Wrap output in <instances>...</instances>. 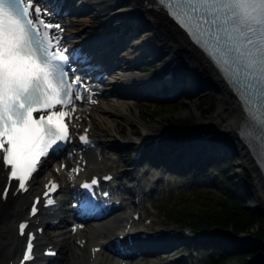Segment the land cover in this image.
Returning <instances> with one entry per match:
<instances>
[{
  "label": "snow or ice",
  "instance_id": "6c2138e0",
  "mask_svg": "<svg viewBox=\"0 0 264 264\" xmlns=\"http://www.w3.org/2000/svg\"><path fill=\"white\" fill-rule=\"evenodd\" d=\"M73 6L72 0H55L51 7L47 0H0V168L7 181L0 200L7 201L9 187L13 196L28 192L29 181L43 171L50 154L72 155L67 151L74 138L69 124L79 120L73 113L84 97L80 77L74 72L69 77L75 49L69 51L64 27L55 18L71 14ZM146 6L165 11L218 70L241 109L240 139L254 157L257 151L264 154V0H148ZM87 131L75 134L85 147L92 145ZM80 171L79 165L70 168L77 175ZM99 185L98 177L80 185L82 206L94 200ZM58 187L55 181L45 185L42 206L55 204L49 193ZM39 204L37 196L32 216ZM26 228L27 222L19 224L21 236ZM26 240L21 264L34 258L35 234L30 231ZM130 240L116 237L113 246Z\"/></svg>",
  "mask_w": 264,
  "mask_h": 264
},
{
  "label": "bare ground",
  "instance_id": "6f19581e",
  "mask_svg": "<svg viewBox=\"0 0 264 264\" xmlns=\"http://www.w3.org/2000/svg\"><path fill=\"white\" fill-rule=\"evenodd\" d=\"M123 2L126 3V6L118 12L117 18L120 17L126 21L133 20L138 22L139 25L145 28V37L142 41L135 43L136 49L131 54V65L128 67L123 65L120 66L117 61L113 59L110 60V65L113 67L114 72L106 83L107 89L105 94L106 98H108V102L99 100L95 106L87 110L85 112L87 120L98 123L103 131L107 125L112 124L116 118L128 115V109L130 108L132 99L140 94L135 90L136 85L145 79L149 81L148 87L157 84L161 81L163 71L167 70V66L172 64L174 60L171 56L164 59L161 62L159 70L147 75L137 74L134 71L135 65L146 53H150L156 58H161L163 54H167L169 50L171 51L174 49L177 44L184 45L192 52L189 59L191 66L189 67L188 61H186L183 67L188 68L190 71L193 88H198L199 85L205 81L211 83L212 87L218 91L220 95L219 111L212 120V126L215 127L213 131L219 136H217V141L214 143V146H210V149H214V151H224L234 147L241 149L239 172L243 173L246 165L254 164L253 170L257 181L254 201L259 208L264 210V174L258 169L247 144H245L240 137L239 141L238 138L236 140V138L232 136L234 133L238 135L242 113L238 101L229 85L222 79L221 74L214 65L202 57L200 50L190 41L187 35L181 31L178 25L165 11L153 10L147 7L146 4L148 0H125ZM72 3L74 6L71 8V11L73 13H79L91 8H97L100 11L110 10L112 7L117 8L122 2L121 0H72ZM159 25L163 26L162 31L158 29ZM65 36L72 39L75 44L83 41L79 34L73 29L67 30ZM159 45H161V49L163 50L158 49ZM85 58L86 62H92V65L103 66L106 64L97 62L95 58H89L88 54L85 55ZM203 74L206 75L205 79H202ZM77 126L79 128L82 127V125ZM144 128L145 134L155 135L158 132L156 126H145ZM231 137L235 138V140H232ZM98 141L100 140L98 139ZM96 149L97 146L94 145V147L89 150L88 164L86 165L83 175L93 171L94 168L102 167L104 169L108 162L113 161L107 155H102L101 159H99ZM107 169L108 166L106 170ZM1 178L2 170H0V179ZM68 189L69 188H66L67 191ZM28 196L27 194L26 196L16 198L6 206H2L0 203V239L2 240L1 243L4 248L17 239L13 225L21 214L24 215V203L28 199ZM119 220V217H108L101 223H97L92 229H89L86 234L91 242L100 241L110 236L114 230L117 229ZM66 235H68L67 232L61 230L58 236L63 237ZM77 237V234H70L67 238L68 251L72 253L71 255L69 253L65 255L72 260L74 256H81L80 254L83 255L86 253L84 246L78 243L76 244V241H78ZM158 245L159 243L156 242L154 246ZM87 255L88 254L85 256ZM85 262H88V259H85ZM101 264L108 263L102 259Z\"/></svg>",
  "mask_w": 264,
  "mask_h": 264
},
{
  "label": "trees",
  "instance_id": "16d2710c",
  "mask_svg": "<svg viewBox=\"0 0 264 264\" xmlns=\"http://www.w3.org/2000/svg\"><path fill=\"white\" fill-rule=\"evenodd\" d=\"M98 24H102V20H99ZM207 93L203 91L197 98L199 104L197 106L202 110L203 115L213 113L216 109V102L209 100ZM153 98H156L155 106L158 107L153 111L154 117L165 115L167 112L171 114L167 106L172 107V111L175 112L180 107L188 110L191 104L196 103V98L188 93V88L183 90L182 98L174 104L169 102L167 97L162 98L160 94ZM159 98L163 102H160ZM166 101H168L167 104ZM146 105L148 108L152 104L146 103ZM191 114L193 116V111ZM194 118V116L192 119L178 118L172 114L166 118V121L170 126L179 125L188 128ZM136 129L139 133V127ZM122 130L125 133L127 128L123 126ZM182 146L183 142L180 138H169L164 141L159 149L163 162L168 163L174 153H179L176 162L178 166H181L184 159ZM153 152L154 148L151 146L146 153L147 162H150ZM237 160L236 154L203 163H200L201 158H198L190 164V169L186 170V176L202 175L209 183V186L202 191L204 197L195 202L184 201L183 203L185 207L193 208L190 214L196 231L194 245L207 256L208 264H254L253 260L259 261L264 258V244L258 242L248 244L241 241L234 243L223 233V231L235 235L250 233L264 240V215L254 211L250 205V193L244 191L236 179L231 177V174L235 172ZM247 178H252L251 172H248ZM206 191L208 193H205ZM195 211L197 214L194 213ZM180 221L185 223V217L180 218Z\"/></svg>",
  "mask_w": 264,
  "mask_h": 264
},
{
  "label": "rangeland",
  "instance_id": "374dc122",
  "mask_svg": "<svg viewBox=\"0 0 264 264\" xmlns=\"http://www.w3.org/2000/svg\"><path fill=\"white\" fill-rule=\"evenodd\" d=\"M126 6V3L122 2L117 8L112 7L110 10H106V11H100L97 8H92L90 10H87L86 13H83L81 15L75 16V17H71L68 20H66V22L69 24H73L72 26L75 27L79 32H81L82 36H88L89 32L93 31L94 28H92L90 26V23H86V22H82V19H85L87 17H90L92 15H102L103 17H105L107 19L106 22H111L110 25L115 24L116 27L120 28L122 27L123 30L122 32L117 31L115 33L112 34H108V37L110 36H116L118 38V40H120L121 42H123L124 46L130 50V53L128 54V59H131V54L133 53V51L136 49L135 43H138L140 41H142L145 37V28L141 25H139L138 22L136 21H126L123 18L120 17H116L118 12L123 9V7ZM133 24L137 25V29L136 32L133 34H131V32H129V27ZM109 25V26H110ZM108 28V27H107ZM107 28H103L98 30L97 32H102L104 31V29ZM158 29L160 31L163 30V26L159 25ZM124 32H126L124 34ZM128 42V43H127ZM177 46H183L181 44H178ZM167 56L163 57V59L161 61H163L164 59H166ZM128 59H125V64L128 63ZM151 59L154 62H158L160 59L156 58L155 56H153L152 54L146 53L138 62V65L140 66H144L145 64H147V61ZM160 61V62H161ZM188 61V65L189 67L191 66V63L189 62V59H187ZM148 66V65H147ZM151 66V65H150ZM148 66V67H150ZM139 67V66H138ZM138 67L135 69L136 72H138ZM151 70H148V68L146 69L145 72H142V75H147L148 73H150ZM189 69L184 67V69L181 71L182 75H183V80L187 81V85L189 87L190 92L193 94L194 97L198 96L201 92H208L207 93V98L209 100H213L217 101V111L213 112V113H205V117L204 118H197L196 121L193 124V127L191 129H196V128H203V129H213L215 130V127L212 126V120L214 119L215 115L217 114V112L219 111V98L220 95L218 93V91H216L213 87L211 83H207L205 81L202 82V84L199 85L198 88H193L192 86V79H191V75L189 73ZM141 75V74H140ZM206 75L203 74L202 75V79H205ZM143 83V81H142ZM141 82H139L136 86V91L140 92V94L138 96H136L135 98L132 99L131 101V105L130 108L128 109V115H123L120 116L119 118H116V120L113 121L112 124H108L107 127L102 131L101 130V126L98 123H95V130L97 132L98 138L101 141V147H104V149H107V151H111L108 148L105 147H114L116 148L117 145V141L116 138L118 136V132L122 131V126L124 127H131L135 124H139L140 125V121L138 118V108L136 106L137 102H143L145 99V94L149 89L152 90H157L158 86L157 84L153 85L152 87H149V89L147 91H143L145 87H148V82L147 85L143 86ZM184 86V83H183ZM182 86V87H183ZM148 93V92H147ZM178 94V92H173L172 96L176 97ZM103 101L108 102V98L106 97H102ZM196 103L191 104L189 106V109L186 110L182 107H180L177 111L173 112V108H169V106H167V109L171 112L170 115H174V116H186L187 118L192 119L191 116V111H195L197 109V105H199L197 103V98H196ZM153 109H155L154 105H151L149 107V111H153ZM143 110V108H142ZM168 112L166 113V115H160L159 118H152L150 119L149 117H147L146 120V124L145 126H151V125H155V123L160 122L161 124H163V126H165V120L167 117ZM199 115V114H198ZM142 124V123H141ZM144 124L140 125L141 127V132L144 131ZM168 129V128H167ZM124 135L126 139H131L132 134L131 131L128 130ZM233 137L238 138L239 139V135H237V133H234L232 135ZM231 137L232 140H235V138ZM231 140V141H232ZM217 140H214L212 143H215ZM193 151H191L190 153H188L187 155V160H191L194 157H196L198 154H205V156L210 152L209 149V145L205 144V143H195V146L192 149ZM235 151L237 152L240 156H241V149H238L237 147L234 148H230L227 149L226 151ZM219 152V151H216ZM121 161V160H120ZM238 161H240V157L238 159ZM255 163V162H253ZM251 167H254V164L251 165H246L242 176L237 175L235 177H237L238 181H243L244 184L246 183V181H244L243 176H245L246 174H248V172H250ZM240 169V168H239ZM148 170V174L144 175V179H147V176L149 177H153V176H160L165 174L163 172V170H159L156 172V174L154 175L155 172H153L154 170H151L149 166H146L143 171ZM239 170L235 169V171ZM142 171V172H143ZM153 172V173H152ZM236 173V172H235ZM186 182V179L184 180H179L178 177H175L172 180L171 184L168 183H163L164 186L167 187V190H157L154 194L150 195L149 197L144 198L145 200V205L147 206L148 204L153 203V207L155 208V211L151 210L150 208H146L147 209V214L151 215L153 214V216L155 217V224H154V229H163V230H169L170 228H177L178 226H180V223H178L176 221V219L174 218L175 216L170 212L172 210H174V213L177 212L178 210H180L181 206H179V201L181 200V198L184 199H190L192 200V198H194L193 194H196L197 196L200 195V193L191 190V188H188V186L186 188H182L179 189L176 186H183L184 183ZM204 180L202 178H199L198 180H187V183H194V186L196 187H201V186H205L204 184ZM242 182V183H243ZM256 178L254 177V179L250 180L249 185L245 184L246 188L251 189L252 190V196H251V202L250 205L251 207L255 210L258 211L260 213H264V210H262L261 208H259L257 206V204H255V190L257 189V184H256ZM161 187L163 188V186L161 185ZM198 198V197H197ZM148 200H151V202H149ZM196 200V199H194ZM160 201V202H159ZM158 202V204H157ZM184 214V213H183ZM176 215V214H175ZM60 229H53L50 234H49V238L50 240H57L59 242V244L62 247V254L60 256V261H56L55 264H67L69 263L70 259L69 257H66V255H64V253L67 251V254L69 253V251L67 250V245H68V240L66 239V237H58V233H60ZM233 237V236H232ZM241 237V236H240ZM246 237V236H245ZM247 238H251V237H247ZM233 239H236L235 237H233ZM249 240V239H248ZM184 245L182 244V241L177 242V241H173V244L171 246H168L166 248H172L171 252H165V251H161L160 253H157L154 256H148L147 257V262L146 264H204V260L202 259L201 255H199L198 253H194L192 255H190L189 257H186V259L183 258V256H185L184 254L187 255V253H189L190 251H181L183 252V254H179L180 252V248H182ZM174 251L176 253H178L177 256L174 255ZM175 253V254H176ZM7 249L5 248V250H0V264H5L6 262V258H7ZM174 258H179V260L177 261ZM171 259H174V261H172ZM253 262H255V260H253ZM255 264H264V260L257 262Z\"/></svg>",
  "mask_w": 264,
  "mask_h": 264
},
{
  "label": "water",
  "instance_id": "95a60500",
  "mask_svg": "<svg viewBox=\"0 0 264 264\" xmlns=\"http://www.w3.org/2000/svg\"><path fill=\"white\" fill-rule=\"evenodd\" d=\"M233 153H235V151H233V150H231V151H226V150H222V151H219V152H216V151H214V149L213 150H210V152L208 153V155H207V159H210V158H215V157H227V156H231V154H233ZM239 165V164H238ZM237 175H239L240 176V174L238 173V172H236L234 175H233V177H235V176H237ZM240 183H241V185H242V188L245 190L246 189V186H245V184H244V182L242 183L241 181H239Z\"/></svg>",
  "mask_w": 264,
  "mask_h": 264
}]
</instances>
